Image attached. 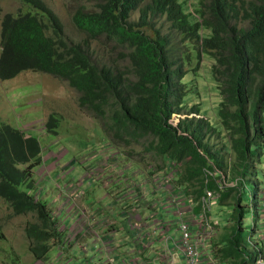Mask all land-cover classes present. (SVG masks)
Masks as SVG:
<instances>
[{"label": "trees", "instance_id": "16d2710c", "mask_svg": "<svg viewBox=\"0 0 264 264\" xmlns=\"http://www.w3.org/2000/svg\"><path fill=\"white\" fill-rule=\"evenodd\" d=\"M18 1L24 11L6 14L1 23L0 80L27 71L52 75L79 93L81 108L111 121L109 128L117 138L127 144L150 138L148 147L164 168L169 161L181 164L173 175L175 188L189 196L195 214L202 213L205 191L213 192L217 205L231 200L230 233L219 241L221 261H264L262 248L252 244L256 253L250 258L245 247L259 220L255 196L247 189L255 187L264 157V0H197L200 6L192 0H98L92 11L80 7L73 14L75 25L87 35L82 42L65 36L60 18L43 0ZM137 11L139 21H131ZM161 18L190 48L186 57L177 55L174 37L156 29ZM241 21L249 26L241 27ZM102 39L122 50L120 58L128 63L124 70L94 58L90 43ZM194 55L197 70L204 55L214 60L211 73L219 92L218 117L228 139L227 151L224 145L215 149L208 143L217 129L207 120L188 117L201 113L199 105L187 108L182 101L186 94L182 81L188 73L184 66ZM173 114L186 117L174 126ZM57 123L50 114L45 129L56 134ZM41 163L38 139L2 123L0 198L16 216L36 215L37 222L28 224L26 235L35 259L46 261L63 236L47 204L21 188L25 184L33 189L31 172ZM221 176L235 185L221 186ZM253 207L256 213L247 225L245 218Z\"/></svg>", "mask_w": 264, "mask_h": 264}, {"label": "rangeland", "instance_id": "374dc122", "mask_svg": "<svg viewBox=\"0 0 264 264\" xmlns=\"http://www.w3.org/2000/svg\"><path fill=\"white\" fill-rule=\"evenodd\" d=\"M43 1L60 18L65 28L64 34L68 39L75 42L87 39V35L75 25L73 14L80 7L92 11L98 0ZM198 3L197 0L191 1V4L200 6ZM24 7L27 12L29 8ZM21 10L24 11V8L18 0H0V34L4 16L8 13L18 15ZM131 21H139V11L132 15ZM240 26L248 27L249 23L241 21ZM156 29H159L162 34L171 35L170 38L173 39L174 31L163 18L158 20ZM202 35L207 37L208 31L204 30ZM178 36L176 34L174 37V44L179 49L177 55L179 56L181 52L186 57L191 53L190 48L186 47L184 45L186 43H183ZM113 46L108 45L104 39L90 43L95 59L105 63H116L120 70H124L128 63L120 58L122 50ZM200 62L201 66L197 70L199 61L194 55L191 64L187 62V68L184 66V70H188V73L182 81L185 84L184 91L186 93L182 101L187 108L194 104L199 105L201 113L194 115L195 118L207 120L212 127L217 129L207 138L208 143L215 149L224 145L227 151L229 149L228 139L218 117L219 92L211 73L214 60L204 55ZM78 98L79 93L72 89L67 82L49 74L24 72L12 80H0V126L5 123L24 131L25 135L36 137L41 147L42 163L39 166L35 165L31 172L34 188L29 190L25 184L21 188L31 194L37 193L40 200L52 208V213L58 212L57 219L61 221L59 222L60 226L66 223L71 227L68 230L64 225L65 229L60 231L63 236L62 242L52 247L48 254L46 262L51 259L54 261L53 264H83L80 256L83 251H86V246H80L78 251H76L78 247L74 246L73 250L76 254L71 255L69 261L67 250L69 245L79 243L80 233L88 232L82 224L84 214L81 210L76 211L77 213L71 219H66L63 214L65 212L73 214L77 204L84 199L87 193L118 192V190L115 191L114 183L107 185L106 171L108 169L116 167V172H121L122 183H119V179L117 180V188H121V193H130L134 188L131 178L137 182L138 177L140 196L144 193H164L166 197L169 193L166 199L168 201L170 193L179 192L182 199L178 200V204L185 199L188 200L189 197L186 193L184 194L182 189L175 188V177H171L166 182V177L162 176L163 162L149 149L147 143L150 138L140 137L139 142L131 140L130 144H127L124 140L117 138L114 130L109 128V125L112 124L111 121L102 120L93 112L81 108L78 105ZM50 114H54L58 120L56 134L45 129L44 124ZM124 138L128 137L124 135ZM258 170L259 175L255 187L249 185L247 189V193H253V196L256 193H261L264 181V157ZM137 173L138 176H134ZM112 174L116 173L112 171ZM170 183H172L171 186ZM226 184L230 185L231 181ZM173 189L175 190L173 191ZM64 193L65 197L69 196V199H72L74 205L54 210V208L60 207L59 197H63ZM57 196H59L58 205L55 206L53 200ZM141 199L139 198V205L143 206L140 203ZM255 203L257 210L260 211L262 207L260 197H257ZM228 204H231V200H228L224 205H217L213 201V205L210 207V214L215 209H218V213L209 214L208 220L212 233L210 243L207 246L208 238L204 247V254L207 257L206 264L224 263L219 258V244L213 243L212 240L216 235L220 238L226 233H230L231 222L228 219ZM187 205L184 208L185 213L190 214L194 203H187ZM108 206L110 207V204ZM125 207V205L122 207V212L125 211ZM170 207L175 209L171 205ZM254 213L256 212L253 207L248 217L245 218L247 225L252 224L251 216ZM136 214L137 212L132 213V224L137 221ZM257 219L259 220L256 224L255 234H252L253 240L248 241V244L245 245L250 258L256 253L252 244L259 248L262 246L264 249V234L260 232L262 229L261 219L259 216ZM124 221L129 224L127 218ZM35 222H37L35 214L16 216L10 205L0 198V264H37L38 260L30 251L31 243L26 235L28 224ZM189 222L194 228L199 226L191 219ZM78 226L81 228L77 229ZM193 233L195 232L193 231ZM38 264H43V262Z\"/></svg>", "mask_w": 264, "mask_h": 264}, {"label": "crops", "instance_id": "0c3cea01", "mask_svg": "<svg viewBox=\"0 0 264 264\" xmlns=\"http://www.w3.org/2000/svg\"><path fill=\"white\" fill-rule=\"evenodd\" d=\"M112 171L116 174H112ZM106 173L108 175L107 185L114 183L115 191L118 190V192L108 194L87 193L84 199L77 204L73 214H67V212L63 214L66 219H71L77 213L76 211L81 210L84 214L82 224H84L85 230H88V232L79 234L78 241L79 243L83 242L82 244L73 243L68 246V261L71 255L76 254L73 250L74 246L78 247L76 251L80 246H86V251H83L80 256L83 264H184L183 255L176 247L179 235L177 231L178 215L166 200L169 193L166 197L164 193H144L140 196L138 177L137 182L131 178L134 188L131 189L130 193H121V188H117V180L119 179V183H122L121 172L117 173L116 167H114L108 169ZM134 176H138V173ZM58 197L53 200L55 206L58 205ZM139 198H142L140 203L143 206L139 205ZM59 199L61 205L58 208L62 209L74 205L69 196L65 197V193ZM108 204L110 207H107ZM124 205L126 206L125 211L122 212L121 209ZM58 208H54V210H58ZM220 210L222 211V209ZM134 212H137L135 215L137 221L132 224L131 217H133L132 213ZM217 213L218 209H215L211 214ZM199 214H195L191 209V213H185L184 217L192 218L191 220L194 222V218ZM138 216L139 218H137ZM126 218L129 220V224L124 221ZM58 222L61 221L58 220ZM64 225L68 230L71 228L66 223ZM80 228V226L77 227V229ZM190 228L194 230L193 225ZM222 237L218 238L216 235L212 242L219 244ZM209 243L210 240L207 246ZM46 261H38L37 264L39 262L53 264L54 262L51 259L49 262ZM223 262V264L228 263L227 260Z\"/></svg>", "mask_w": 264, "mask_h": 264}, {"label": "built area", "instance_id": "2783aa9c", "mask_svg": "<svg viewBox=\"0 0 264 264\" xmlns=\"http://www.w3.org/2000/svg\"><path fill=\"white\" fill-rule=\"evenodd\" d=\"M179 117L182 118L181 116L173 115L172 118L170 119V122L174 126H176ZM178 167H181V164H175L170 161L167 162L163 171L164 175L162 174L163 177H166V182L171 177H173L174 174H176V172L178 171ZM214 175L218 176L219 173L216 171ZM221 178L223 180L221 186L231 187L235 185L234 182H231V184L228 185L226 183L229 181L226 178L224 179L223 176H221ZM257 197H260V201L262 204L261 210L258 212L264 229V185H263V190L261 191V193L257 194ZM179 199L180 200L182 199L181 196L179 195V192L170 193V198L167 201L169 206L171 205L172 207L175 208L178 215L177 231L179 235L177 238L176 247L181 251L183 255L184 264H206L205 258L207 257H205L204 254V247L206 240L211 236L212 233V228L210 226V222L206 215V211L209 210V208L213 205V201H215L216 196L211 191H205L204 197L201 198V201L203 203L202 213H200L199 216L197 215L194 218V222L192 220L193 223L196 222L199 224V226H195L196 228H194V230H191L190 226H192V224L191 222H189L188 218L184 217L185 215L184 208L188 206L187 203H192V201L188 199L185 202V200H183L181 203L178 204ZM58 215H59L58 212L54 213V217L56 219L58 218ZM58 228L59 230H64L65 226L64 225L60 226L58 222ZM193 231L195 233H193ZM259 263L262 262L260 261Z\"/></svg>", "mask_w": 264, "mask_h": 264}, {"label": "clouds", "instance_id": "9594fccd", "mask_svg": "<svg viewBox=\"0 0 264 264\" xmlns=\"http://www.w3.org/2000/svg\"><path fill=\"white\" fill-rule=\"evenodd\" d=\"M0 37H1V34H0ZM1 50H2V48H1ZM27 72H31V71H27ZM23 73H24V72H23ZM21 74H22V73H21ZM173 115H177V116H181V117H182V118L179 117L178 122H179L181 119H183V118L186 117L185 115H178V114H173ZM173 115H172V116H173ZM192 115H193V116H192ZM172 116H171V118H172ZM188 117L190 118V117H195V116H194V114H191V115H189ZM171 118H170V119H171ZM47 120H48V119H47ZM44 125H45V124H44ZM176 125H177V124H176ZM22 132H24V131H22ZM26 136H28V135H26ZM263 185H264V181H263V183H262V189H261L260 191L263 190ZM33 188H34V187H33ZM32 190H33V189H32ZM31 195H34V196L36 197V200L40 199V198L38 197V194H37V193H33V194H31ZM254 199H255V201L257 200V194L255 195V198H254ZM58 210H61V208H58ZM51 212H52V211H51ZM55 212H56V211H55ZM55 212L52 213V217L57 221L58 219H56V218L54 217V213H55ZM207 217H208V216H207ZM259 217H260V216H259ZM208 219H209V217H208ZM188 220H189V219H188ZM57 222H58V221H57ZM261 224H262V223H261ZM58 230H59V228H58ZM59 231H61V230H59ZM262 233H263V232H262ZM210 238H211V236L209 237L208 241L210 240ZM260 261H261L262 263H259ZM257 263H258V264H264V261H263V260H259V261H257Z\"/></svg>", "mask_w": 264, "mask_h": 264}]
</instances>
